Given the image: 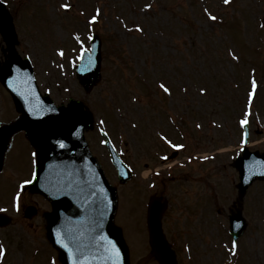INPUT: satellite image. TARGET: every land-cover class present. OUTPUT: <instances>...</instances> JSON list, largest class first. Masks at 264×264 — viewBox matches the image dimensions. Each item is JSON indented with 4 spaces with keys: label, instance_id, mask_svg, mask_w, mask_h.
Segmentation results:
<instances>
[{
    "label": "rangeland",
    "instance_id": "rangeland-1",
    "mask_svg": "<svg viewBox=\"0 0 264 264\" xmlns=\"http://www.w3.org/2000/svg\"><path fill=\"white\" fill-rule=\"evenodd\" d=\"M8 1L9 9H12L11 11L16 10L14 15L15 28L18 29L19 33L15 48L21 56L27 55L32 60L41 89L46 91L56 104H66L70 98H74L82 99V102L87 104L90 109L92 107L97 108L98 112L92 114V125L86 135L97 157L102 161H105V151L99 146L101 138L96 134L98 128L96 122L98 120L101 124L103 117H105L113 141L121 146V152L125 151L126 159H128L132 169L134 166L135 169L142 170V166H138V164L150 165L152 163L149 159L152 162L156 161L152 156L153 151L150 149L155 147L154 143L151 142L152 137H155L157 143L163 146V137L158 134L165 132H162L164 129L160 132L158 130L166 124L165 119H169L167 111L171 112L172 115H177L174 111L178 108L179 112H185L182 115H196L198 118L211 111V115L214 113L215 119L222 125V128L227 127L228 112L234 115L240 112V108L236 109L237 104L229 102V99L233 100L234 94L237 93V89L229 86H235L231 84L232 81L239 82V79L231 80L229 73L230 71L234 74L236 70L240 72L244 69L247 70L250 65L248 62H244V54L238 53L233 48L232 44L240 43V37L236 39L231 36L225 40L221 34L220 22L210 17L215 15L219 18L220 16L237 17L238 22L243 23L244 20L239 18L246 16L251 19V23H255V28L258 29L256 20L257 17H261V13L264 11V0H230L228 6L224 0ZM67 1L68 3L75 1L80 5L82 11L86 12L79 15V11L75 7L76 3L68 4L72 8L65 9L62 5L66 4ZM99 9L101 16L104 12L107 19L116 17L123 21L127 20L131 32L126 37L136 35L137 33L132 30H137V26L143 28L146 33L148 25L153 28L158 39L154 45L150 44L152 46L147 48L150 50V52H145L147 61L151 55L160 57L165 51H168L172 58H169L167 64L166 62H163V65L159 64L160 61L157 60L148 65L147 68L160 70L161 77L166 81L163 84L169 88L170 96L157 86L147 87V90L142 87L140 90V84L134 79L131 82H125L129 92L124 88V90L116 89L118 84L113 79H111L109 86L106 83H98L89 93L82 89L74 77L73 70L68 68V65L72 67L68 64V55L70 57L75 56L69 53L70 50L73 48L75 51L79 50L74 44L67 45L70 42L73 43L68 31L75 32V35L79 37L76 45L80 44L88 36L87 25L82 24L87 19V12L90 15L94 11L98 12ZM114 21L119 27V21ZM99 22H101V29L105 21L100 20ZM108 22L110 23L109 30L116 34L113 29V22ZM104 25L107 27L106 23ZM225 27L226 25L223 28ZM75 29L76 31H74ZM259 34L262 35L263 32ZM127 39L131 44L134 42V46H142L139 42L140 38L137 36L127 37ZM258 39L255 36L245 38L246 46L249 48L260 47L261 41ZM147 46L145 44L144 47ZM229 47H232L234 51L228 52ZM243 52L249 54L248 51ZM61 53L63 54L61 55ZM211 54L214 57L213 61L209 60ZM6 55L3 40L0 37V65L3 64ZM224 55L228 57V60L223 57ZM234 55H238L240 58L237 64H234L233 58H236L233 57ZM246 57L251 56L247 55ZM258 59V56H255L256 62ZM164 61H168V59L165 58ZM53 63H63L64 66L57 68L60 64L54 66ZM256 70L262 71L264 74L263 69L256 67ZM101 71L106 80V72L103 71V68ZM187 73L191 75L190 79L186 77ZM242 74V79L245 80L248 74L243 72ZM259 83L262 92H264V78L259 79ZM201 84H205L210 90V98H200ZM220 86L223 87L224 91L220 90ZM3 90L0 89V126L7 125L18 117L8 93ZM240 95L244 96V94ZM216 98L218 99L216 100ZM128 101H133V105L130 106ZM207 101L213 103L210 109L205 105ZM220 101H228L229 105L225 103L228 106L224 104L222 108ZM111 106H113V110ZM261 107L264 110V106ZM100 111L106 113V116L100 114ZM221 114L224 116L219 118L218 115ZM109 118L111 121L108 120ZM202 122L203 120H201V124ZM142 124L144 130L141 128ZM138 127L144 134L141 132V135H137ZM153 127H156V130L149 133L150 128ZM255 131L259 132L261 136L262 132L258 126ZM253 134H256L254 129ZM223 135L228 137L233 144L238 140L235 133L231 135V133L223 131ZM17 137L18 141H11L10 149L7 150L5 158L6 164L13 165V175L8 177L10 176V172H6L9 169L8 166L5 167V173L0 174V209H3L0 212H7L3 206L6 204L9 205L8 211L15 212L14 197L17 194L22 195L19 197L18 204L22 198L23 202H30V204L32 200L28 197L31 194L30 190L22 192V187L20 190L17 188L19 183H24L21 180H28L33 171L34 162L30 146L25 138L19 137V135ZM169 139L180 142V137L175 133L169 134ZM138 144L141 149L143 147L146 151L140 150ZM207 145L214 149L217 148L216 145L210 143ZM164 150L168 151V148ZM189 150H192V147ZM159 160L157 159L156 163ZM212 165L193 164L189 168L177 167L175 170H169L170 177L175 178L169 181V184L164 185L163 195L169 199L170 208L165 213L166 217L163 218L162 228L164 232L169 234L172 247H176L179 251L181 264H223L224 262L225 257L222 256L226 251L222 244L227 242V237H229L227 218L234 212L233 202L236 199L234 183H237V172L226 163L217 164L220 165L219 168ZM103 168L106 176L112 180L113 172L108 163ZM144 171L142 170V174ZM161 177H155L152 181L144 180L146 186L143 189L133 182L137 181V178L124 184L125 186L118 184L115 180L109 181L116 185V192L119 193L117 202L119 209L117 206L114 224L121 227L124 241L130 248V264H153L147 258L148 248L141 251L144 242L147 243L144 233L145 221L141 214L145 208L141 203L147 202V198L152 196V193H154L153 195L160 193L163 187L161 182L164 181ZM164 182L167 183V181ZM197 188H200L198 190H202L204 195L197 198V205H195L194 196L199 195L198 190L196 191ZM140 190L142 192L138 193ZM38 204L43 205L44 203L38 201ZM22 207L24 208V206ZM201 209L205 211L203 220L198 218L202 213ZM217 210H220L219 213ZM242 216L245 218L247 226L238 240L239 264H264V181L249 187L243 201ZM212 218L217 223L219 222L221 227L219 228L217 225L219 238L209 240V245L206 246L205 240L195 231V224L199 222L205 225V231L214 232L216 226ZM17 220L12 215V222L15 227L12 225V229H7L13 239L9 237L7 231H0V250L3 251V255L0 256V264H63L56 256V250L49 245L50 243L46 239V230L44 229L46 223L43 224V218H38L34 222L36 226L30 225L29 228H32L34 235L28 234L25 228L22 229L27 225L26 222ZM176 230H181L182 233L177 235ZM185 236L190 238V241L185 239ZM29 238L36 240L37 244L31 248V251L38 247V256H31L28 252V246H26L27 250L21 246V242ZM179 238L181 240H178ZM185 246L187 250L184 248ZM220 259L221 261H219Z\"/></svg>",
    "mask_w": 264,
    "mask_h": 264
},
{
    "label": "water",
    "instance_id": "water-1",
    "mask_svg": "<svg viewBox=\"0 0 264 264\" xmlns=\"http://www.w3.org/2000/svg\"><path fill=\"white\" fill-rule=\"evenodd\" d=\"M0 33L11 53L5 67L0 69V77L13 92L17 109L25 116L24 122L0 131V163L5 138L16 129L25 130L33 145L41 151L42 163L37 167L33 187L55 206V213L49 218L50 239L62 250L63 262L112 264L109 253L105 252L106 248H110L108 242L112 241L120 253L116 264H127L126 249L110 226L114 206L112 210L108 208V203L105 206L100 173L89 158L81 138L79 126H84L86 120L79 105L56 109L47 98L38 97L26 64L14 56L12 21L1 7ZM98 70L96 66L90 74L91 80L98 79ZM80 76L82 84L89 85L85 79L87 76ZM61 142L64 147L60 146ZM162 211L163 204L153 199L149 220L153 252L162 264H173L168 249L159 241Z\"/></svg>",
    "mask_w": 264,
    "mask_h": 264
},
{
    "label": "snow or ice",
    "instance_id": "snow-or-ice-1",
    "mask_svg": "<svg viewBox=\"0 0 264 264\" xmlns=\"http://www.w3.org/2000/svg\"><path fill=\"white\" fill-rule=\"evenodd\" d=\"M224 2H225V4H228V3L230 2V0H224ZM62 7H64L65 9H67V8L70 7V5L65 4V5H62ZM149 7H150V6H149ZM98 14H99V10H98V12H97V15H98ZM96 18H97V17L94 16V17L92 18V21H91V22H95ZM210 18L213 19V20L216 19L215 16H211ZM137 30H138V31H142V29H140L139 26H137ZM76 38H77V40H79V37H76ZM62 54H63V53H61V55H62ZM160 86H161L166 92H170V90H169L164 84H161ZM253 89H255V81H253ZM101 123H103V121H101ZM247 123H248L247 119H244V120L241 121V124H242V125H245V124H247ZM60 146H61V147H64V144L61 142ZM173 147H177V146H176V145H173ZM32 155H33V157H35V156H36V153H33ZM27 183H30V181H24V184H27ZM21 187H23V184L21 185ZM16 199H17V209H18V208H19V204H18V201H19V194H17ZM0 211H3V209H0ZM108 243H109V245H110V248H106V249H105V252H106V253H109V259L112 260V264H116V261L119 260V256H120L119 250L116 248L114 242L109 241ZM236 246H237V245H236V242L234 241V242H233V245H232L233 254H235ZM65 247H67V246L65 245ZM2 255H3V251L0 250V256H2ZM113 258H114V259H113Z\"/></svg>",
    "mask_w": 264,
    "mask_h": 264
}]
</instances>
